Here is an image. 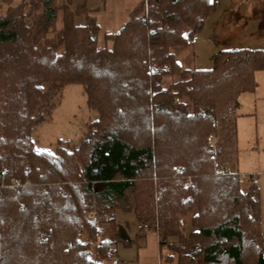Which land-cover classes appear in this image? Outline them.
Wrapping results in <instances>:
<instances>
[{
    "label": "trees",
    "instance_id": "16d2710c",
    "mask_svg": "<svg viewBox=\"0 0 264 264\" xmlns=\"http://www.w3.org/2000/svg\"><path fill=\"white\" fill-rule=\"evenodd\" d=\"M1 3L0 264H106L118 209L176 238L178 264H264L259 189L220 172L231 162L221 143L236 139L226 114L256 89L264 50H220L199 70L173 52L216 0H143L102 46L85 3ZM69 84L99 117L78 147L40 153L33 131Z\"/></svg>",
    "mask_w": 264,
    "mask_h": 264
},
{
    "label": "rangeland",
    "instance_id": "374dc122",
    "mask_svg": "<svg viewBox=\"0 0 264 264\" xmlns=\"http://www.w3.org/2000/svg\"><path fill=\"white\" fill-rule=\"evenodd\" d=\"M72 1L75 7L85 3L90 10L100 29L99 44L102 46L105 34L119 32L135 15V9L143 0ZM216 2V10L207 18L202 31L195 35L192 45L173 48L176 61L183 69L212 68V57L220 50H264V39L257 37L258 33H264L261 28L264 0ZM5 8L6 5L1 3L0 13ZM83 20L84 17H81L78 22ZM217 21L220 22L219 28H216ZM61 26L60 12L58 27ZM256 79V89L241 94L239 107L226 114L227 119L236 118V139L223 141L221 144L224 148L219 145L218 149L221 148V152L231 158V162H227L233 170L240 174L261 176L257 187L260 191L264 254V190L259 186L260 181L264 180V69L257 72ZM170 81V78H166V83ZM45 115V121L38 124L32 134L35 147L40 153L53 151L59 141L70 142L73 147H78L88 137L90 124L99 117L98 112L89 107L88 98L79 84L65 86L60 100ZM209 139L211 143H216L217 138L213 135ZM241 184L243 190L250 185L247 181ZM115 217V225L106 226L105 238L120 242L114 246L113 255L106 264H178V256L170 248L176 238L165 235L161 230L147 233L140 231V223L132 209H118ZM190 232V228L186 229V233Z\"/></svg>",
    "mask_w": 264,
    "mask_h": 264
},
{
    "label": "built area",
    "instance_id": "2783aa9c",
    "mask_svg": "<svg viewBox=\"0 0 264 264\" xmlns=\"http://www.w3.org/2000/svg\"><path fill=\"white\" fill-rule=\"evenodd\" d=\"M143 22L146 23L147 22V18H144L143 19ZM231 171V167H230V164L228 162H224V165L222 167V169L220 170L221 173H228ZM259 175H245V174H239V180L241 183L247 181L251 184H255L257 185L259 183ZM189 185L191 186L192 185V181L189 180ZM92 217H94V214H92ZM138 229L142 232H149V231H157V232H160V229L158 227V225H155V224H150V223H140L138 225ZM161 240V239H160ZM162 242H166L165 239H162L161 240Z\"/></svg>",
    "mask_w": 264,
    "mask_h": 264
},
{
    "label": "crops",
    "instance_id": "0c3cea01",
    "mask_svg": "<svg viewBox=\"0 0 264 264\" xmlns=\"http://www.w3.org/2000/svg\"><path fill=\"white\" fill-rule=\"evenodd\" d=\"M222 20H220V22H221ZM220 22L219 21H217V24H216V28H219V24H220ZM243 27H244V25H243ZM261 31V30H260ZM260 31H257V32H260ZM257 37L258 38H260V39H264V33L263 32H261V34L260 33H258V35H257ZM248 49V48H247ZM256 49H259V48H256ZM260 49H262V48H260ZM259 178L261 177L260 175L258 176ZM260 189L261 190H264V180L261 182L260 181ZM259 189V188H258ZM260 192V191H259ZM161 239V238H160Z\"/></svg>",
    "mask_w": 264,
    "mask_h": 264
}]
</instances>
